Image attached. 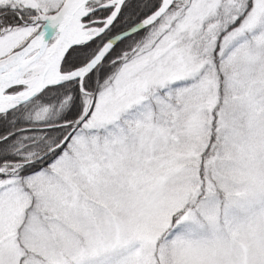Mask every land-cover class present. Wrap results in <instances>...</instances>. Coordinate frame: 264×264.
I'll return each mask as SVG.
<instances>
[{
	"label": "snow or ice",
	"instance_id": "obj_1",
	"mask_svg": "<svg viewBox=\"0 0 264 264\" xmlns=\"http://www.w3.org/2000/svg\"><path fill=\"white\" fill-rule=\"evenodd\" d=\"M0 264H264V0H0Z\"/></svg>",
	"mask_w": 264,
	"mask_h": 264
}]
</instances>
